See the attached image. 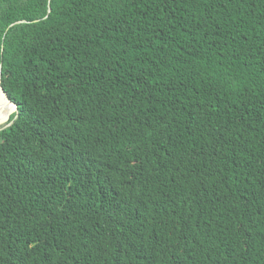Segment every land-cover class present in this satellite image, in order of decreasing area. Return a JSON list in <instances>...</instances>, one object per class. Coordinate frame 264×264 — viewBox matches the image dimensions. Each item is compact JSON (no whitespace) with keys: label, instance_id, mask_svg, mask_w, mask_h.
Wrapping results in <instances>:
<instances>
[{"label":"trees","instance_id":"16d2710c","mask_svg":"<svg viewBox=\"0 0 264 264\" xmlns=\"http://www.w3.org/2000/svg\"><path fill=\"white\" fill-rule=\"evenodd\" d=\"M0 71V264H264V0H0Z\"/></svg>","mask_w":264,"mask_h":264},{"label":"water","instance_id":"95a60500","mask_svg":"<svg viewBox=\"0 0 264 264\" xmlns=\"http://www.w3.org/2000/svg\"><path fill=\"white\" fill-rule=\"evenodd\" d=\"M1 83H2V81H1V71H0V105L1 104L11 105V109L9 111L8 116L0 121V131L3 129H6L10 126V124H8L10 121V118L13 114H15L17 112V106L13 102L10 101V99L8 98L7 94L5 93Z\"/></svg>","mask_w":264,"mask_h":264},{"label":"bare ground","instance_id":"6f19581e","mask_svg":"<svg viewBox=\"0 0 264 264\" xmlns=\"http://www.w3.org/2000/svg\"><path fill=\"white\" fill-rule=\"evenodd\" d=\"M10 108H11V105L9 104L0 105V121L8 116Z\"/></svg>","mask_w":264,"mask_h":264}]
</instances>
